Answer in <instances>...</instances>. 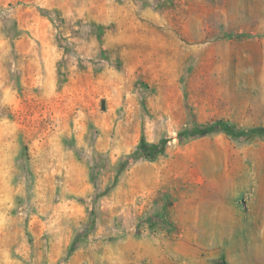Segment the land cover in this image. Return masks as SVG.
Masks as SVG:
<instances>
[{
    "label": "rangeland",
    "instance_id": "374dc122",
    "mask_svg": "<svg viewBox=\"0 0 264 264\" xmlns=\"http://www.w3.org/2000/svg\"><path fill=\"white\" fill-rule=\"evenodd\" d=\"M263 3L0 0V264H264Z\"/></svg>",
    "mask_w": 264,
    "mask_h": 264
},
{
    "label": "crops",
    "instance_id": "0c3cea01",
    "mask_svg": "<svg viewBox=\"0 0 264 264\" xmlns=\"http://www.w3.org/2000/svg\"><path fill=\"white\" fill-rule=\"evenodd\" d=\"M199 3V2H198ZM231 2H228L230 5ZM235 3V2H234ZM264 4V3H263ZM262 6V3H261ZM227 13L228 10H223V13ZM232 12V11H229ZM256 29H264V22L257 23L255 25ZM180 206V205H179ZM199 206V205H198ZM195 205L189 208L192 220L190 221V225L188 226V236L190 238H197L200 234L204 236V233L208 235V237L221 238L225 236H236L237 231L243 233L242 236L253 238L260 237L264 238V216H257L250 214H245L243 217L238 216L236 214L230 215L227 220H222L218 213V207L215 205H201L200 208ZM229 210L232 208L228 207ZM182 209L179 207L176 213V221L180 224L181 217L180 212ZM202 212L201 214L195 215L196 212ZM206 218V219H205ZM202 219V220H201ZM204 219V220H203ZM204 221L207 223L206 225L200 223ZM194 222H197L196 225H193ZM192 223V224H191ZM196 226V227H195ZM226 230V231H225ZM199 231H202V233ZM192 241V239H191Z\"/></svg>",
    "mask_w": 264,
    "mask_h": 264
},
{
    "label": "trees",
    "instance_id": "16d2710c",
    "mask_svg": "<svg viewBox=\"0 0 264 264\" xmlns=\"http://www.w3.org/2000/svg\"><path fill=\"white\" fill-rule=\"evenodd\" d=\"M222 130L230 135H233V136L237 135L236 131L234 130L232 126L228 124H224V123H214L204 128H195L193 129L192 134L195 136H204L209 133L222 131ZM250 132L253 134H257V135H264V128H255V129H252ZM165 143H166L165 140H163L158 146H155L153 150L154 151L153 154H150V155L144 154L145 158L149 160H153L154 155L157 153H160L164 149Z\"/></svg>",
    "mask_w": 264,
    "mask_h": 264
}]
</instances>
